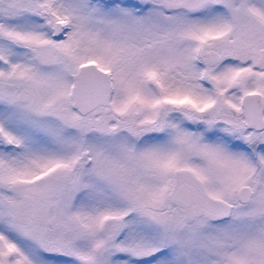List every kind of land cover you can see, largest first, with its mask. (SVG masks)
Returning <instances> with one entry per match:
<instances>
[{
    "label": "snow or ice",
    "instance_id": "1",
    "mask_svg": "<svg viewBox=\"0 0 264 264\" xmlns=\"http://www.w3.org/2000/svg\"><path fill=\"white\" fill-rule=\"evenodd\" d=\"M0 264H264V0H0Z\"/></svg>",
    "mask_w": 264,
    "mask_h": 264
}]
</instances>
